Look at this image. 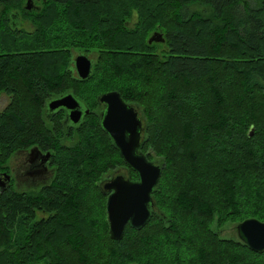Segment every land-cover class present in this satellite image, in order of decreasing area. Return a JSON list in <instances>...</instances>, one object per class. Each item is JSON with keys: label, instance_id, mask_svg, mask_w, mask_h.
<instances>
[{"label": "trees", "instance_id": "trees-1", "mask_svg": "<svg viewBox=\"0 0 264 264\" xmlns=\"http://www.w3.org/2000/svg\"><path fill=\"white\" fill-rule=\"evenodd\" d=\"M0 3V96H12L0 112V165L5 152L39 147L54 167L34 192L0 191V264H264V252L221 237L227 223L264 222V0H45L39 11ZM10 8L38 29L24 35ZM156 26L162 58L149 43ZM71 48L99 50L90 78L74 76ZM113 91L138 110L143 152L162 167L150 220L127 225L120 241L97 182L119 166L138 177L100 126L98 98ZM67 94L89 109L80 125L48 110ZM75 134V147H61Z\"/></svg>", "mask_w": 264, "mask_h": 264}, {"label": "water", "instance_id": "water-1", "mask_svg": "<svg viewBox=\"0 0 264 264\" xmlns=\"http://www.w3.org/2000/svg\"><path fill=\"white\" fill-rule=\"evenodd\" d=\"M25 9L38 10L34 0H27ZM13 13L11 17L18 16ZM19 26V24H15ZM165 38L160 33H155L149 43H165ZM74 70L81 80L91 77L93 63L86 54H80L74 61ZM98 105L103 106L100 111V126L109 135L113 146L119 151L123 160L133 170L138 179L131 180L125 176L111 177L103 186L108 195L106 208L110 225L112 240L120 241L124 237L127 225L135 229L146 226L154 211L153 194L159 186L162 176V167L151 161L143 152L144 139L147 129L138 110L125 102L122 95L117 92H109L98 98ZM50 113L65 110L68 113L66 124L80 125L89 109L74 95L67 94L53 99L48 103ZM254 127L251 128L250 134ZM40 152L38 148L31 151V155ZM45 156L49 159L50 153ZM11 176L7 173L0 175V189H7ZM2 187V188H1ZM4 188V189H3ZM238 238L255 252H264V222L257 219H247L236 227Z\"/></svg>", "mask_w": 264, "mask_h": 264}, {"label": "rangeland", "instance_id": "rangeland-1", "mask_svg": "<svg viewBox=\"0 0 264 264\" xmlns=\"http://www.w3.org/2000/svg\"><path fill=\"white\" fill-rule=\"evenodd\" d=\"M44 1L45 0H39V1L36 2V0H34L35 6L37 8H41ZM242 1L243 2H250L251 4H255V2H256V0H242ZM26 2H27V0H26ZM25 5H26V3H25ZM197 7H198L197 5L193 6L192 9H191V12H194ZM4 9H5L4 5H2L0 3V21L2 20L1 15L4 12L3 11ZM203 10H204V14H202V15L204 16V18H206V19L210 18L211 17V12L207 9L206 6H202L201 11H203ZM18 11H21V9L10 8L7 11V13H6V18L7 17L9 18L11 12L15 13V12H18ZM31 11H33V10H31ZM198 11H200L199 8H198ZM149 12L150 13L152 12L151 8H149ZM76 13H77V11H76ZM28 15H29L28 13H20V22L22 23L21 26H20L21 27L20 30H21V32L24 33V35L28 34V36H29V34H33L38 29V24L36 22H34L30 17H28ZM137 23H138V14H137V12L134 11V15H132L130 17V19L127 20L126 25H127L128 28L134 29L135 26L137 25ZM4 30H3V32H4ZM155 33H161L160 28L158 26H156L155 30L150 33V38L153 37ZM31 41H33V40L32 39H28L29 44H30ZM31 43H33V42H31ZM154 45L156 46V54L158 56H160L161 58L164 57L165 56L164 52L166 51V46H165L166 44L154 43ZM82 52H86V51L85 50L71 48V55H72L71 59L74 61L80 54H82ZM87 56L92 61V63L95 65L97 60L99 59V50H95V51H93L91 53H88ZM114 72L115 73H119L118 71H114ZM74 76L77 79H79L77 73ZM161 80H163V79H161ZM27 91H29V90H27ZM11 99H12V96H10L8 94H2L0 96V112L5 110L7 107L10 106L11 101H12ZM215 101L217 102L219 107H223V105H222L223 102H222V99L219 97V95L215 96ZM94 110H96V108H94L93 111ZM62 116H63L62 117V120H63L64 119V115H62ZM169 120H170V116H169V118H168V116L166 114H164L162 116V121H161V122H163L162 123V130L163 131L162 132H164L165 135H169L168 129L170 128V123H171V122H169ZM79 140L80 139H79L78 135L75 134V135H72V137L69 138L68 140L63 141V145H62V143L60 145H61V147L65 146V147L72 148V147H75L79 143ZM16 153H17V151L15 153H13L11 156L6 157V152H5V153H3L2 157H1L2 163H1L0 167L2 169V172H6V173L10 174V176L12 178V183H11L10 187L14 188V189H16L17 191H20V192H34V191L38 190V188H40L41 186L34 187V186H31L30 183L28 184L26 182H23V183L18 184V185L15 184V181L13 180L14 176H16V173L19 174L20 169L23 166L24 161L26 160V157H24L23 154H16ZM116 163H117V161L114 160L112 165L116 166ZM200 165L201 164H198L196 166V168L198 166H200ZM117 166H119V165L117 164ZM2 172H0V174ZM118 175L125 176L126 178H129V176L133 177L132 174L129 173V171L127 172L121 166H119V167L111 169L106 174H102V176L99 178V180L97 182V185H99L98 183L101 182L100 181L101 179L108 180L111 177L118 176ZM202 175H203V173L199 172V176L202 177ZM103 182L104 181H102V183ZM92 197H94V192L89 191L88 192V199L86 201V203H88L87 207L89 209H93L94 208L95 201L91 199ZM105 201L107 203V198H106ZM197 205H198V203H197ZM91 207H93V208H91ZM105 207H106V204H105ZM106 213H107V211H106ZM88 217H90L92 219L96 218L95 214H91ZM108 225H109V223H108ZM237 225L238 224H235V223H232V222L227 223L224 226V229L221 232V237L226 239V240L239 241V238H238V235H237V230H236ZM98 239L99 238L97 237V240ZM0 252H2V248L1 247H0Z\"/></svg>", "mask_w": 264, "mask_h": 264}, {"label": "flooded vegetation", "instance_id": "flooded-vegetation-1", "mask_svg": "<svg viewBox=\"0 0 264 264\" xmlns=\"http://www.w3.org/2000/svg\"><path fill=\"white\" fill-rule=\"evenodd\" d=\"M37 1H39V0H36V2ZM12 19H13L12 20L13 23H15V21H16V23L19 24V26H21L22 23L20 22V17H18V19H19L18 21H17V18L15 16H14V18L12 17ZM101 109H103V106ZM67 117H68V113H67V111H65L64 112V118L66 119ZM72 125H74L72 122L68 123V126L71 127ZM34 148H38V150L40 152H38L37 154L31 155V151ZM34 148L28 149V150H21L20 149L16 153V154H23V156L26 157V160L24 161V164L21 167L19 174L16 173V176H14V179H13L15 181V184H17V185L21 184L23 182H26L28 184L30 183V185L34 186V187L44 186V185L48 184V182H50L51 179L54 177V167L52 166V163H51V157L48 159L45 156V154L47 152L42 151L39 147H34ZM3 173H6V172H2L0 175H2ZM8 175H10V174H8ZM108 180L104 179L103 180L104 182L103 183L101 182V186L103 187L105 185L106 181H108ZM11 183H12V178H11V181H10L9 185L7 186V188L11 186ZM1 190L2 189H0V191ZM107 197H108V195H107Z\"/></svg>", "mask_w": 264, "mask_h": 264}]
</instances>
